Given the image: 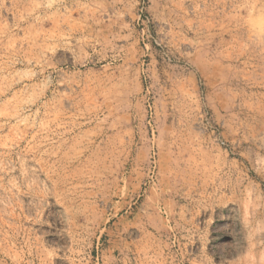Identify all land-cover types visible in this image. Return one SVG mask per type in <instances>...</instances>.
Listing matches in <instances>:
<instances>
[{
	"label": "rangeland",
	"instance_id": "rangeland-1",
	"mask_svg": "<svg viewBox=\"0 0 264 264\" xmlns=\"http://www.w3.org/2000/svg\"><path fill=\"white\" fill-rule=\"evenodd\" d=\"M0 264H264V0H0Z\"/></svg>",
	"mask_w": 264,
	"mask_h": 264
}]
</instances>
